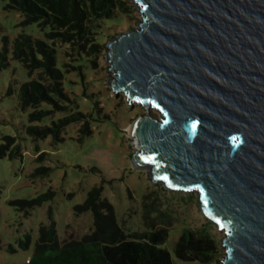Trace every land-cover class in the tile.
I'll use <instances>...</instances> for the list:
<instances>
[{
	"label": "water",
	"instance_id": "water-1",
	"mask_svg": "<svg viewBox=\"0 0 264 264\" xmlns=\"http://www.w3.org/2000/svg\"><path fill=\"white\" fill-rule=\"evenodd\" d=\"M135 2L139 26L106 54L112 91L146 109L128 130L133 165L198 191L225 232L218 264H264V0Z\"/></svg>",
	"mask_w": 264,
	"mask_h": 264
},
{
	"label": "rangeland",
	"instance_id": "rangeland-1",
	"mask_svg": "<svg viewBox=\"0 0 264 264\" xmlns=\"http://www.w3.org/2000/svg\"><path fill=\"white\" fill-rule=\"evenodd\" d=\"M11 0H0V49L2 36L12 40L22 32L45 39V31L37 23L21 24V11L7 9ZM117 20H102L94 24L93 34L85 47H78L62 40L54 41L57 49V65L64 72V87L73 102H67V110L57 111L54 117L66 116L80 110L83 121L71 123L57 142L52 136L38 141L26 132L29 112L20 107V85L31 77L23 64L10 59V65L0 71V141L3 135L17 138L23 157L0 160V264H26L35 252L40 227L51 223L49 211L53 212L60 244L80 240L92 232L94 217L91 211L75 213V206L82 203L89 190L102 186V198L114 205L116 218L129 233L167 228L169 236L164 247L174 251L176 242L184 230L191 228L198 234L215 237L222 246L224 230L203 213L197 190L174 191L161 182H153L147 168L134 167L129 127L145 107L129 105L123 93L116 95L110 86L114 73L110 70L107 44L115 36L139 26L142 14L135 0H120ZM92 41L99 43L98 52L88 53ZM65 63V65H64ZM39 73L36 72L37 76ZM13 92L8 94L9 87ZM42 107H50L42 104ZM151 113L160 117L152 108ZM87 122L90 134L80 140L81 128ZM50 123L45 119L38 124ZM38 145L40 152H37ZM41 152H46L38 160ZM40 165L51 167L49 175H32ZM95 168V170L93 169ZM41 194L49 198L30 209V214L10 205L12 199H32ZM71 194V196H70ZM29 234L28 248L19 246L20 239ZM10 245L17 250L11 251ZM178 261V260H177Z\"/></svg>",
	"mask_w": 264,
	"mask_h": 264
},
{
	"label": "trees",
	"instance_id": "trees-1",
	"mask_svg": "<svg viewBox=\"0 0 264 264\" xmlns=\"http://www.w3.org/2000/svg\"><path fill=\"white\" fill-rule=\"evenodd\" d=\"M120 0H11L7 9L23 13L21 24L37 23L45 31V39L31 34L19 33L14 40L8 35L2 36L0 49V71L10 65V59L17 60L27 69L29 80L19 88L20 107L29 112V125L26 132L38 141L52 136L55 141H64L63 130L71 123L83 121L85 114L76 110L70 114L55 118L57 111L67 110V102H73L70 93L64 87V72L57 65V49L54 41L70 42L78 51L90 42L95 23L102 20H117L121 8ZM99 43L92 41L90 54L98 52ZM65 65V63H64ZM36 72L39 74L37 76ZM13 92L10 86L8 94ZM50 107L44 108L42 104ZM45 119L50 123L38 124ZM87 122L81 128L80 140L90 134ZM37 152H40L38 145ZM41 152L38 160L46 156ZM4 157L15 159L23 157L17 138L3 135L0 141V160ZM95 170V168H93ZM51 167L40 165L32 173L34 177L49 175ZM102 186L89 190L86 199L77 204L75 213L91 211L94 217L92 232L80 240H70L60 244L56 221L50 210L51 223L40 227V235L35 252L26 264H218L223 254L221 243L212 236L198 234L191 228H184L174 251L164 247L169 231L159 227L151 231L126 232L119 225L115 208L107 199L102 198ZM0 185V197H1ZM41 194L32 199H12L10 205L17 210L30 214V209L41 205L49 198ZM71 196V194H70ZM30 235L20 239L19 246L28 248ZM10 250L17 249L10 245ZM178 260V261H177Z\"/></svg>",
	"mask_w": 264,
	"mask_h": 264
},
{
	"label": "built area",
	"instance_id": "built-area-1",
	"mask_svg": "<svg viewBox=\"0 0 264 264\" xmlns=\"http://www.w3.org/2000/svg\"><path fill=\"white\" fill-rule=\"evenodd\" d=\"M27 262H28V260H27Z\"/></svg>",
	"mask_w": 264,
	"mask_h": 264
}]
</instances>
